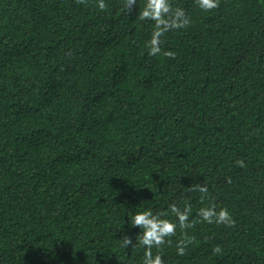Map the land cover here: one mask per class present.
Listing matches in <instances>:
<instances>
[{"label": "trees", "instance_id": "obj_1", "mask_svg": "<svg viewBox=\"0 0 264 264\" xmlns=\"http://www.w3.org/2000/svg\"><path fill=\"white\" fill-rule=\"evenodd\" d=\"M104 2L0 0V264H144L146 210L162 264H264V0H169L155 56L145 0Z\"/></svg>", "mask_w": 264, "mask_h": 264}, {"label": "clouds", "instance_id": "obj_2", "mask_svg": "<svg viewBox=\"0 0 264 264\" xmlns=\"http://www.w3.org/2000/svg\"><path fill=\"white\" fill-rule=\"evenodd\" d=\"M198 6L205 11H209L218 7V0H197ZM137 4V0H126L124 7L131 9L133 5ZM104 0H98V7L100 9L105 8ZM139 18L142 20H151L155 22V30L152 33V38L149 42V54L157 55L161 52L160 38L168 31L172 29L183 28L190 23L189 18L186 16L182 9L172 11L169 0H145V5L139 13ZM171 55V53H168ZM241 166L243 162L240 161ZM199 191L205 193L207 188L200 186ZM172 211L176 213L179 219L180 227H190V224H186L188 221V208L184 211H180L175 205L172 206ZM199 215L203 217L208 223H212L215 219L217 223H232L230 214L227 209H220L216 212L214 208H202ZM131 226H139L142 229L141 234L138 235V241L140 244L146 246L148 249L145 252L144 264H162L161 257L157 255L153 257L151 254V248L153 246H159L164 243V238L174 234L176 224L160 219L152 214L151 210L143 212H137L130 219ZM131 243L129 238H126L124 245L127 246ZM183 252V249H180Z\"/></svg>", "mask_w": 264, "mask_h": 264}]
</instances>
